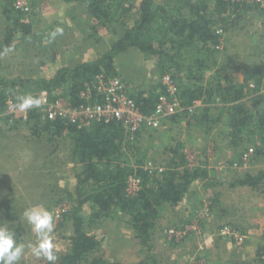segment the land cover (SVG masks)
Here are the masks:
<instances>
[{
	"label": "rangeland",
	"instance_id": "1",
	"mask_svg": "<svg viewBox=\"0 0 264 264\" xmlns=\"http://www.w3.org/2000/svg\"><path fill=\"white\" fill-rule=\"evenodd\" d=\"M15 1L0 0V78L7 80H50L60 69L95 62L108 52L104 48L109 49L121 37L123 22L132 23L134 16L138 14L137 10L131 8L135 0H125L123 4L111 3L112 16L115 17L111 25L103 27L99 21H94V18L86 14H75L74 7L83 12L84 0H26L31 11L23 15H29L34 20L32 33L27 37L19 34L18 40L12 41L11 47H6L4 43L9 29L6 12L14 8ZM140 1L137 0L136 5ZM181 1L183 0H158L170 11L180 8ZM237 1L246 2L245 5L250 8L248 11L244 7L240 8L245 11L244 17L230 31L218 28L223 31L220 45L218 48L215 46L218 51L216 55L219 57V64H222L223 57L228 56L226 74L234 82L243 84L250 72H256L255 78L263 72L262 88H258L263 92L264 14L259 9H264V4L255 0ZM126 12H129L128 16H125ZM56 13L72 17L67 22L70 26L54 21L59 15ZM75 16L87 20L74 23ZM91 26H98L97 32L105 35L101 38L105 39L102 46L98 44L101 39L96 41L91 37L94 35ZM57 28L62 33H57L53 38L52 33ZM85 32L90 39V47L85 54L76 58L73 53L78 55L81 50L76 51L78 42H74L73 36L79 38ZM68 34L70 36L66 38ZM5 49L11 50L5 52ZM189 51L190 53H185L187 58L180 59V63L184 67L191 64L198 69L197 60L206 62V66L211 69L202 71L206 72L204 83L210 82L213 70L218 66H213L215 62L209 55L196 50ZM115 64L120 78L128 86L129 95L155 87L159 88V92L163 91V76L157 59L134 50L117 56ZM252 85L254 84L250 85L251 88H245L244 101L248 104L258 90ZM68 89L69 86L61 88L56 96L69 101L66 96ZM21 90L18 88L17 98H14V102L9 99L5 111L0 112V220L8 227L11 223H16L18 218L24 219L23 212L26 208L37 204L45 205L55 217L58 255L66 250L67 238L72 235L71 224L61 229L59 224L63 213L76 205L67 194L74 192L77 170L71 159L68 140L48 143L47 137L32 134L25 117L29 116V111L36 109L37 114L45 118V109L40 103L39 107L33 106L25 110L15 107L19 103V97L31 96L37 100L35 94L40 91L34 89L30 93L26 90L21 93ZM222 105L217 97L209 104V108L213 109L211 120L221 117V122L216 123L209 134L206 128L199 127L190 136L187 133L189 126L185 122L167 125V120L160 129L151 130L150 135L141 130L143 137L138 145L139 148L142 146L140 153L144 156L147 154V158L157 162L155 169L158 168L159 171L162 169L159 165H164L162 149L182 140L186 142L184 149L190 167L205 170L207 174L206 178L203 177L192 185L180 206L166 207L162 211L155 232L153 231L151 244V253L159 264H264V186L259 189L231 187V184L245 174H257L264 170V142L246 133L236 135L232 141L233 138L229 136L230 113L227 110L222 112ZM201 106L204 107L203 103L198 102L196 108ZM258 150H262L263 156L257 154ZM45 164L48 167H44ZM45 174L48 176L44 180L40 175ZM84 214L87 216L86 230L102 242L96 255L121 264H138L145 257L146 251L136 239L128 218L113 213L105 220L92 222L87 208L84 209ZM226 227L240 235L241 240L224 235ZM25 228L28 234L26 242H35L36 237L30 226L27 224ZM47 263L46 259H37L27 249L19 262Z\"/></svg>",
	"mask_w": 264,
	"mask_h": 264
},
{
	"label": "trees",
	"instance_id": "2",
	"mask_svg": "<svg viewBox=\"0 0 264 264\" xmlns=\"http://www.w3.org/2000/svg\"><path fill=\"white\" fill-rule=\"evenodd\" d=\"M113 1L84 0L82 11L96 22L99 21L98 23L103 27L108 26L115 17L112 16L111 3L123 4L125 0ZM136 3L137 0L131 5L132 9L138 11L132 23L123 22L121 37L95 62L83 63L75 68L60 69L50 80L0 78V112L5 111L9 99L14 102V98H17L16 91L19 92L18 88L22 89L21 93L25 90L30 93L36 89L48 91L56 96L61 88L69 86L66 96L73 107H79L86 103L80 99L85 84L92 83L100 74L120 78L115 59L121 54L136 50L145 56L157 59L161 66H159L161 76L171 75L177 83L182 110L176 116L167 118V125H179L185 122L189 126L187 133L190 136L199 127L206 128L209 134L215 124L221 122V117L211 120L213 109L209 108V104L217 97L223 103L222 112L227 110L230 113L229 136L233 138L232 141L236 135L246 133L264 142V91L258 89L262 88L263 72H260L257 78H255L256 72H250L243 84L234 82V79L226 74L228 56L223 57L224 62L219 64V57L216 55L218 54L216 48L220 45L223 31L218 28L230 31L244 17L245 11H241L240 8L244 7L248 11L250 6L245 5L246 2L237 0L210 2L183 0L180 8L170 11L158 0H141L137 5ZM259 10L264 14V9ZM128 13L126 12L125 16H128ZM6 14L9 29L7 28L4 45L11 47V43L15 39L18 40L19 34L24 37L29 36L35 23L29 15L25 16L23 15L25 13L15 8H11ZM97 27L91 26L94 31L91 37L94 39L97 35L99 38L103 36L99 35ZM189 50L209 55L215 62L213 66H218L213 70L210 82L204 83L206 72L202 71L211 69L210 66H206V62L197 60L198 69L191 64L184 67L180 63V59L187 58L185 53H190ZM252 81L253 83H249ZM251 84H254L253 88L258 90L248 104L244 101L245 88L247 86L251 88ZM161 87L165 89L162 84ZM159 95V88L155 87L138 90L136 94L130 96L135 100L140 111L149 116L155 111ZM198 102H202L204 107L197 109ZM36 111V109L29 111L26 120L32 134L47 137L48 143L68 140L71 159L77 170L74 192L67 194L76 205L63 213L59 224V229L71 224L72 235L68 236V247L57 255L58 260L55 264H121L96 255L101 249L102 242L96 235L86 230L87 216L84 214L86 208L92 222L105 220L113 213L128 218L130 228L146 251L145 257L138 264H159L151 253V244L153 231L162 211L166 210V207L180 206L192 185L207 176L205 170L190 167L184 149L186 142L175 141L176 144L162 149L164 165L159 166L164 168V171L159 173L158 168H154L157 167V162L147 158V154L142 155L140 153L142 146L140 148L138 146L139 141L142 142V132L145 131L150 135L151 130L155 129H143L133 137L118 122H101L89 128H80L74 124L41 118ZM262 150H258L259 156L263 154ZM44 167L48 166L45 164ZM40 176L45 180L48 175ZM130 178L140 180L141 186L135 195H130L127 191ZM238 186L252 189L263 187L264 170L257 174L247 173L231 184V187ZM23 220L18 218L15 220L16 223H11L8 227H11L19 240L26 242L27 222ZM0 224L5 223L0 220Z\"/></svg>",
	"mask_w": 264,
	"mask_h": 264
},
{
	"label": "built area",
	"instance_id": "3",
	"mask_svg": "<svg viewBox=\"0 0 264 264\" xmlns=\"http://www.w3.org/2000/svg\"><path fill=\"white\" fill-rule=\"evenodd\" d=\"M255 1L264 4V0ZM14 8L25 14L31 11L26 0H16ZM162 85L165 89L160 92L155 111L149 116L140 111L135 100L128 94V86L121 78L107 77L104 74L98 75L92 83L85 84L80 99L86 103L79 107H73L69 101L61 97L55 98L48 91H38L35 98L45 109V117L50 121H62L80 128H89L101 122H118L135 137L145 128L160 129L167 118L181 112L177 83L170 75H166L162 78ZM159 171L161 173L163 169ZM140 186L139 179L130 178L127 191L130 195H135ZM224 235L241 240L240 235L227 227Z\"/></svg>",
	"mask_w": 264,
	"mask_h": 264
},
{
	"label": "clouds",
	"instance_id": "4",
	"mask_svg": "<svg viewBox=\"0 0 264 264\" xmlns=\"http://www.w3.org/2000/svg\"><path fill=\"white\" fill-rule=\"evenodd\" d=\"M62 30L57 28L53 38ZM11 49H5V52ZM19 103L15 107L25 110L29 107H39V101L31 96L18 98ZM23 218L30 226L36 239L35 242H23L19 240L15 232L4 224H0V264H19L26 253V249L37 259H46L49 264H55L58 260V245L55 237V217L53 212L43 204L28 207L23 212Z\"/></svg>",
	"mask_w": 264,
	"mask_h": 264
},
{
	"label": "crops",
	"instance_id": "5",
	"mask_svg": "<svg viewBox=\"0 0 264 264\" xmlns=\"http://www.w3.org/2000/svg\"><path fill=\"white\" fill-rule=\"evenodd\" d=\"M74 12H75V14H78V13H80L81 15H84V13L83 12H81V9L79 8V9H77V7H74ZM65 10V9H64ZM78 12V13H77ZM57 14H59V15H57ZM56 18H54V21H58V22H61V23H66V24H68V26H70V24L69 23H67V22H70V19L72 18V17H70V18H68V16H67V14L64 16V14L63 13H56ZM79 16V15H78ZM78 16H75L73 19H74V23H77L79 20L81 21H85V20H87L86 18H83V17H78ZM68 18V19H67ZM88 18V17H87ZM95 21V20H94ZM89 24H91V22H88ZM98 25V24H97ZM99 26V25H98ZM71 29V28H70ZM100 36H102V37H105V35L104 34H99ZM69 36H70V34H68V35H66V38H69ZM101 38H99V37H96V41L97 40H100ZM73 40H74V42H78L77 43V45H76V51H80L81 50V52L80 53H78V55L75 53H73V55L76 57V58H78V56L79 55H83V54H85L86 53V51H88L87 49L90 47V44H88V43H91L90 42V39L88 38V34H87V32H85L82 36H80L79 38H77L75 35L73 36ZM105 43V39H101L100 40V43H98V44H100L99 46H102L103 44ZM86 44V46H84L83 47V45H85ZM83 47V48H82ZM100 49H102V48H100ZM104 50H105V52L106 51H108V49L106 50V48H104ZM75 60V59H74ZM73 61V60H72ZM65 66V65H64Z\"/></svg>",
	"mask_w": 264,
	"mask_h": 264
}]
</instances>
